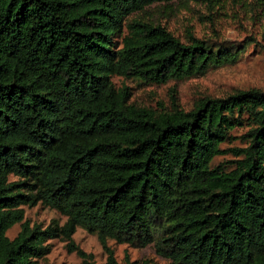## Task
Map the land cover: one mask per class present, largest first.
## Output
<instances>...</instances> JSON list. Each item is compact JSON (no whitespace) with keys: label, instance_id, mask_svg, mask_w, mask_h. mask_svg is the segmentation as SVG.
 Instances as JSON below:
<instances>
[{"label":"trees","instance_id":"trees-1","mask_svg":"<svg viewBox=\"0 0 264 264\" xmlns=\"http://www.w3.org/2000/svg\"><path fill=\"white\" fill-rule=\"evenodd\" d=\"M162 1L0 0V264H39L54 239L93 264L78 227L107 264L109 240L154 244L172 264H264V90L155 110L113 81L183 80L245 51L128 20ZM39 202L65 223L32 225L23 206Z\"/></svg>","mask_w":264,"mask_h":264},{"label":"rangeland","instance_id":"rangeland-1","mask_svg":"<svg viewBox=\"0 0 264 264\" xmlns=\"http://www.w3.org/2000/svg\"><path fill=\"white\" fill-rule=\"evenodd\" d=\"M134 18L155 25L161 24L184 42H189L191 36H195L210 44L236 43L245 46V51L241 52L236 63L211 68L205 74L183 80L146 84L136 79L113 77L117 86L124 84L130 88L131 101L135 104L155 110H169L177 102L181 108L191 110L199 99L207 96L226 97L251 88L264 90V0L162 1L131 14L128 20ZM245 130L237 128L233 134H241ZM241 145L238 139L222 146ZM233 158L231 154L218 156L213 166L227 164ZM16 178L10 176L11 180ZM23 207L25 219L32 225L47 226L53 220L63 224L67 219L58 210L41 202ZM21 229V223H17L7 234L14 238ZM73 238L80 248L93 255L90 259L93 264H107L108 253L96 233L78 227ZM50 243L51 252L39 264H85L76 252L68 250L65 241L54 239ZM109 245L114 249L119 264H143L145 261L150 264H172L169 259L157 253L154 244L137 247L109 240Z\"/></svg>","mask_w":264,"mask_h":264}]
</instances>
